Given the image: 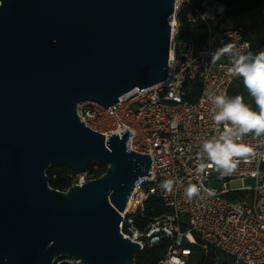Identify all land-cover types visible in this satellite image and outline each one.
<instances>
[{
  "label": "water",
  "instance_id": "water-1",
  "mask_svg": "<svg viewBox=\"0 0 264 264\" xmlns=\"http://www.w3.org/2000/svg\"><path fill=\"white\" fill-rule=\"evenodd\" d=\"M176 0H0V264H135L121 214L150 155L128 129L107 136L77 108L108 109L168 76ZM106 173L67 192L51 166Z\"/></svg>",
  "mask_w": 264,
  "mask_h": 264
},
{
  "label": "built area",
  "instance_id": "built-area-1",
  "mask_svg": "<svg viewBox=\"0 0 264 264\" xmlns=\"http://www.w3.org/2000/svg\"><path fill=\"white\" fill-rule=\"evenodd\" d=\"M190 1L176 0L164 82L125 94L108 109L85 102L77 113L86 127L106 139L115 134L122 139L121 132L128 129L134 134L128 150L151 157V177L140 179L131 197L133 208L128 211L129 201L121 214V234L139 244L141 252L168 240L162 264H187L194 247L214 248L233 264H264V135L243 137L240 142L258 155L242 160L231 175L221 176L214 166L201 169L199 159L203 140L223 131V125L212 119L211 97L225 93L229 97L234 86L243 81L230 74L227 56L217 53L213 57V53L226 45L245 54L260 52L253 50L243 28L217 29L219 18L229 19V8L214 0H203L187 16L190 25L203 27L199 34L203 38L182 39L177 13ZM194 82L201 83L202 90L197 101L190 102L185 88ZM204 162L208 163L206 158ZM247 180L252 184H246ZM88 181L85 171L77 174L73 186ZM166 181L173 182L170 188L163 186ZM215 183L222 184L221 188L212 186ZM190 185L200 188L199 195L191 199L185 195ZM152 196L161 199L171 212L140 228L136 215Z\"/></svg>",
  "mask_w": 264,
  "mask_h": 264
},
{
  "label": "clouds",
  "instance_id": "clouds-1",
  "mask_svg": "<svg viewBox=\"0 0 264 264\" xmlns=\"http://www.w3.org/2000/svg\"><path fill=\"white\" fill-rule=\"evenodd\" d=\"M227 56L231 67L230 74L240 77L249 95L254 99V111L237 95L229 98L227 94L213 95L212 119L216 125H223L219 136L205 138L200 146V168L214 166L221 176L233 174L242 160L254 158L258 153L249 145L241 143L243 137L253 134L264 135V52L257 54L242 53L235 47L224 46L213 53ZM208 161L205 163L204 160ZM172 181H166L164 187L170 188ZM200 188L190 185L185 195L191 199L198 196Z\"/></svg>",
  "mask_w": 264,
  "mask_h": 264
},
{
  "label": "trees",
  "instance_id": "trees-1",
  "mask_svg": "<svg viewBox=\"0 0 264 264\" xmlns=\"http://www.w3.org/2000/svg\"><path fill=\"white\" fill-rule=\"evenodd\" d=\"M203 0H191L188 4H185L177 13V20L180 23V35L182 39L187 38H203V35H196L197 29L200 27H194L187 21V16L196 7H199ZM222 3L229 8L228 17L232 18L234 14L246 15L250 12L261 9L264 6V0H214ZM235 28H243L247 39L252 43L253 50L261 52L264 49V17L253 20L250 24L245 26H236ZM242 82V81H241ZM241 82L237 83L240 84ZM236 84V85H237ZM235 85V86H236ZM234 86V87H235ZM187 100L190 102H196L200 96L202 87L201 83L194 82L186 85ZM240 95L243 97L244 103L249 105L254 111H259L256 108L254 99L249 95L244 84H241L237 90L234 88L230 91L229 98ZM99 170L97 171V168ZM90 171V175H89ZM107 167L101 164L91 165L88 172V179L93 180L101 177L106 173ZM49 177V185L51 188L64 192L71 188L75 183L77 174L73 173L65 166H51L47 171ZM91 176V177H90ZM244 196L241 194L240 197ZM239 197V198H240ZM171 211L168 209L163 201L157 197H150L145 204V208L142 212L136 215V224L140 228L146 227L153 219L162 215L169 214ZM169 241L164 240L161 244L152 248H147L144 251L138 253L135 256V264H162L161 262L165 258L168 249ZM55 264H58L55 262ZM59 264H77L73 260L62 259L59 260ZM187 264H233L232 260L227 256L221 254L214 248L203 250L200 247H194L191 252V256Z\"/></svg>",
  "mask_w": 264,
  "mask_h": 264
},
{
  "label": "rangeland",
  "instance_id": "rangeland-1",
  "mask_svg": "<svg viewBox=\"0 0 264 264\" xmlns=\"http://www.w3.org/2000/svg\"><path fill=\"white\" fill-rule=\"evenodd\" d=\"M232 18L230 19H235L236 20V26H245V25H248L250 24L253 20L255 19H258L260 17H264V6L261 8V9H258L256 11H253V12H250L246 15H239V14H234L233 16H231ZM228 23L231 25V23H233L232 21L230 20H227V19H224V18H219L218 21L215 23V26L218 28V29H221L225 26L228 25ZM204 32L203 30V27H201L200 29H197V32L195 33L196 35H199L200 33ZM243 84V81L240 83V84H237L235 87H234V90H237L238 87ZM106 167V166H105ZM97 168V171L99 170V167H95L94 169ZM88 170V169H87ZM89 175H90V171H89ZM88 175V176H89ZM91 177V176H90ZM246 184H252V181L251 180H247L246 181ZM221 185L220 183H215V184H212V186L214 187H217V188H221ZM62 259H67L69 260L70 258H67V257H59L56 261V263L59 264V260H62ZM70 260H73V259H70ZM74 261V260H73Z\"/></svg>",
  "mask_w": 264,
  "mask_h": 264
},
{
  "label": "crops",
  "instance_id": "crops-1",
  "mask_svg": "<svg viewBox=\"0 0 264 264\" xmlns=\"http://www.w3.org/2000/svg\"><path fill=\"white\" fill-rule=\"evenodd\" d=\"M227 20H230L232 21L233 23H231V25L228 23L227 26L221 28V29H227V28H233V27H236V20L235 19H227ZM218 29V28H217Z\"/></svg>",
  "mask_w": 264,
  "mask_h": 264
},
{
  "label": "bare ground",
  "instance_id": "bare-ground-1",
  "mask_svg": "<svg viewBox=\"0 0 264 264\" xmlns=\"http://www.w3.org/2000/svg\"><path fill=\"white\" fill-rule=\"evenodd\" d=\"M133 202H134V199L131 198V200H130V206L128 208V211H130L133 208V205H134Z\"/></svg>",
  "mask_w": 264,
  "mask_h": 264
}]
</instances>
